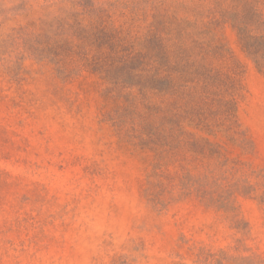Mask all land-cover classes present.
<instances>
[{"label":"rangeland","instance_id":"obj_1","mask_svg":"<svg viewBox=\"0 0 264 264\" xmlns=\"http://www.w3.org/2000/svg\"><path fill=\"white\" fill-rule=\"evenodd\" d=\"M193 1L0 0V264H264V72L233 25L215 27L213 61L237 68L230 116L174 148L148 141L141 97L75 38L103 19L144 51ZM44 32L78 47L39 53Z\"/></svg>","mask_w":264,"mask_h":264},{"label":"trees","instance_id":"obj_2","mask_svg":"<svg viewBox=\"0 0 264 264\" xmlns=\"http://www.w3.org/2000/svg\"><path fill=\"white\" fill-rule=\"evenodd\" d=\"M192 15H170L150 25L145 50L137 52L124 48V39L103 19L75 24V38L95 49L93 69L115 86L135 90L133 99L141 97L145 134L156 146L174 148L173 140L187 134L185 126L210 132L221 115L230 116L233 100L224 97L231 95L238 72L213 63L223 58L214 33L220 20L233 25L244 51L264 72V0H194ZM34 38L33 48L53 57L78 47L68 36L44 32Z\"/></svg>","mask_w":264,"mask_h":264}]
</instances>
